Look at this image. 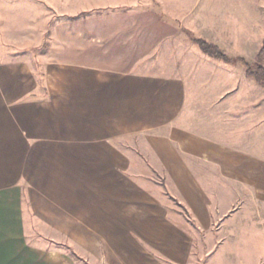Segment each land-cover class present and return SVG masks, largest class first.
Returning <instances> with one entry per match:
<instances>
[{
  "label": "crops",
  "instance_id": "obj_1",
  "mask_svg": "<svg viewBox=\"0 0 264 264\" xmlns=\"http://www.w3.org/2000/svg\"><path fill=\"white\" fill-rule=\"evenodd\" d=\"M95 10L0 46V264H264V86L191 40L254 61L264 0Z\"/></svg>",
  "mask_w": 264,
  "mask_h": 264
},
{
  "label": "rangeland",
  "instance_id": "obj_2",
  "mask_svg": "<svg viewBox=\"0 0 264 264\" xmlns=\"http://www.w3.org/2000/svg\"><path fill=\"white\" fill-rule=\"evenodd\" d=\"M204 1L193 0L194 3ZM156 2L157 0H0V46L9 47L12 52L22 49L25 51L23 57L31 63L35 61L33 58H36L37 52L43 49L41 45L43 40L48 39L52 33L62 36L68 34V30H74L75 23L72 18L81 17L85 13H96L95 9L99 10L100 7L105 6L136 4L146 8L147 4ZM141 13L147 14V11ZM82 28V23L79 27H75L77 30ZM254 46L255 43L250 42L246 50L251 49L249 51L251 52ZM246 55L249 56V54ZM233 62L240 63L235 60ZM248 62L254 63L255 60ZM155 179L160 181L158 177ZM53 242L47 241L48 244ZM56 244L75 255L77 264H90L89 262L92 261L84 255L83 251H73L66 240L60 239ZM56 244L54 245L57 246ZM206 259L207 257L204 256L203 261L205 262Z\"/></svg>",
  "mask_w": 264,
  "mask_h": 264
},
{
  "label": "trees",
  "instance_id": "obj_3",
  "mask_svg": "<svg viewBox=\"0 0 264 264\" xmlns=\"http://www.w3.org/2000/svg\"><path fill=\"white\" fill-rule=\"evenodd\" d=\"M192 40L199 46V48L208 55L221 59L226 62L239 61L245 70V75L253 79L256 83L264 86V38L259 50L255 56V62L250 63L242 57L232 58L229 57L220 47L216 44L208 42L202 38L192 37Z\"/></svg>",
  "mask_w": 264,
  "mask_h": 264
}]
</instances>
